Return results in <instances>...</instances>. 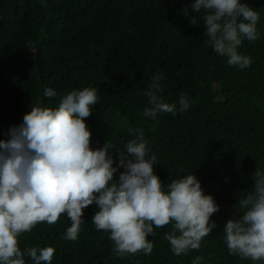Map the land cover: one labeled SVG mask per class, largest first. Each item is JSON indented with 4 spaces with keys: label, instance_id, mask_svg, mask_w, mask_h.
<instances>
[{
    "label": "trees",
    "instance_id": "obj_1",
    "mask_svg": "<svg viewBox=\"0 0 264 264\" xmlns=\"http://www.w3.org/2000/svg\"><path fill=\"white\" fill-rule=\"evenodd\" d=\"M240 2L260 15L257 40L244 39L238 47L252 60L245 69L229 65L206 43L205 13L191 9L194 0H0V141L10 139V128L21 125L33 106L54 108L62 95L95 88L98 101L85 120L93 150L108 141L113 150L125 151L136 138L129 129L141 128L165 191L172 180L192 173L220 206L210 218L217 228L199 250L181 256L164 239L171 223L154 227L150 254L117 256L110 232L92 223L95 203L84 209L77 240L62 238L71 221L61 214L55 224L22 233V251L53 247L51 264H193L197 256L204 258L201 264H264L233 256L225 243L234 205L254 187L255 170L264 171V0ZM156 75L162 77L163 102L177 105L175 115L143 114L151 107L144 93ZM48 88L57 96L46 97ZM181 93L189 99L185 112L179 111ZM117 157L114 151V167Z\"/></svg>",
    "mask_w": 264,
    "mask_h": 264
},
{
    "label": "clouds",
    "instance_id": "obj_2",
    "mask_svg": "<svg viewBox=\"0 0 264 264\" xmlns=\"http://www.w3.org/2000/svg\"><path fill=\"white\" fill-rule=\"evenodd\" d=\"M191 9L204 11L206 43L227 63L241 69L252 63L250 57L238 53L243 40L258 38L259 13L240 0H194ZM185 17L189 9L183 10ZM197 25L196 16L190 18ZM160 75L153 77L150 90L145 91L151 107L144 116L156 119L158 113L176 114L175 103L163 102ZM48 98L57 96L51 88ZM98 101L95 88H85L62 95L56 107L33 106L24 115L21 125L10 128V139L0 141V264H51L53 247H19L18 237L31 232L39 223L58 222L61 214L71 221L62 237L75 241L84 209L95 203L98 211L92 219L96 229L110 232L114 252L150 254L154 227L170 223L172 231L164 239L176 256L189 250H199L201 241L217 228L210 223L220 206L212 195H206L194 174L172 180L163 189V182L154 172L157 156L148 148L141 128L129 129L135 139L129 140L125 151L113 150L106 142L93 150L92 132L85 123L93 113L91 106ZM179 111L189 108L188 97L181 93ZM118 153L114 167L113 152ZM123 168L118 180L114 175ZM254 187L234 205L236 218L225 226V243L233 256L264 261V171L259 168L251 177ZM240 209H243L242 216ZM197 256L193 264H201ZM211 259V256H209Z\"/></svg>",
    "mask_w": 264,
    "mask_h": 264
}]
</instances>
